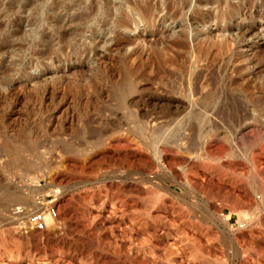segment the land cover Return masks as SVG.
Returning a JSON list of instances; mask_svg holds the SVG:
<instances>
[{
    "label": "rangeland",
    "instance_id": "374dc122",
    "mask_svg": "<svg viewBox=\"0 0 264 264\" xmlns=\"http://www.w3.org/2000/svg\"><path fill=\"white\" fill-rule=\"evenodd\" d=\"M196 1L108 32L102 0H0V264H264V0H202L180 51Z\"/></svg>",
    "mask_w": 264,
    "mask_h": 264
},
{
    "label": "bare ground",
    "instance_id": "6f19581e",
    "mask_svg": "<svg viewBox=\"0 0 264 264\" xmlns=\"http://www.w3.org/2000/svg\"><path fill=\"white\" fill-rule=\"evenodd\" d=\"M38 1V0H37ZM80 2H82V0H79ZM104 3H103V6H104V12H103V21H101L102 22V26H103V28L104 27H106V29L108 30V32H109V30L110 29H115V28H122V29H124V30H129V31H132V30H134L133 29V23L135 22V19L133 18V16L134 15H137L139 18H141V20H147V21H149L150 22V24H149V26H150V28H154L155 26H156V24L158 25V26H164L165 25V23H166V21L167 20H172L173 21V19L177 16V14H179V13H181V12H183L182 10L186 7V0L185 1H182L181 2V4H179V0H163V6H164V8L166 9V13H164V15L163 16H158V12L157 11H155V9L156 10H158L159 11V1H162V0H145V1H143V0H120V4L119 5H116V4H114L111 0H102ZM190 1V0H189ZM211 1V0H210ZM213 2H214V0H212ZM249 1V0H248ZM254 2H256L255 0H253ZM64 2H66V1H64ZM78 2V1H77ZM84 2H86V1H84ZM250 2H252V1H250ZM262 2V1H261ZM42 4H43V1L41 2ZM53 3V2H52ZM70 4H71V1L69 2ZM194 3H196V6H195V4H194V7H196V10L197 11H193V13H191L190 15H189V24H191V27H189V25L188 26H180V33H179V38L176 40V41H172L173 42V44L176 46V47H178V48H184L186 45H185V40H186V38L189 36V32L191 31H195L196 30V28L197 27H195V26H197L198 24H203V23H205V22H207V18L206 17H204V16H202V15H199L198 14V10H199V8L200 7H202L203 6V4H205V2L204 1H202V0H197L196 2H194ZM211 3V2H210ZM209 3V4H210ZM219 3V2H218ZM63 5H64V3H62ZM75 4H77L76 2H75ZM79 4V3H78ZM77 4V5H78ZM82 4V3H81ZM86 4V3H85ZM84 3H83V5H85ZM160 4H161V2H160ZM238 4H241V3H238ZM242 4H244L243 2H242ZM27 5V4H26ZM62 5V6H63ZM92 5V4H91ZM162 5V4H161ZM176 5V6H175ZM208 5V4H207ZM207 5H206V8L208 9V7H207ZM38 6V5H37ZM59 6V2L58 1H54V3H53V5H52V8L53 9H55L56 7H58ZM71 6V5H70ZM76 6V5H75ZM93 7L95 6L94 5V3H93V5H92ZM209 6V5H208ZM211 6V5H210ZM76 7H78V6H76ZM75 7V8H76ZM80 7H81V5H80ZM212 7V6H211ZM241 7H243V5L241 6ZM246 7V6H245ZM250 7H252L251 5H250ZM41 8V7H40ZM52 8L50 9V11L52 10ZM60 8V7H59ZM64 8V7H63ZM163 8V9H164ZM171 8H176V10H174V12L173 13H170L169 12V10L171 9ZM205 8V7H204ZM244 8V7H243ZM65 9V8H64ZM95 9V8H94ZM97 9H98V7H97ZM162 9V10H163ZM195 9V8H194ZM212 9H213V7H212ZM211 9V10H212ZM219 9V8H218ZM57 10V9H56ZM60 10V9H59ZM161 10V9H160ZM193 10V9H192ZM205 10V9H204ZM210 10V11H211ZM58 11V10H57ZM74 11V10H73ZM113 11H115V13H117V15L115 16V19L113 20L112 19V22L110 21L111 19V16H112V14H115ZM189 11V10H188ZM203 11V10H202ZM202 11H201V13H202ZM218 12H219V10H217ZM71 12V8H70V11H69V13ZM94 12V11H93ZM157 12V13H156ZM162 12V11H161ZM205 12H207V11H205ZM217 12V13H218ZM51 13V12H50ZM73 13V12H72ZM159 13H160V11H159ZM184 13V12H183ZM204 13V12H203ZM221 13V12H220ZM58 14V13H57ZM56 14V15H57ZM91 14V13H90ZM182 14V13H181ZM55 15V14H54ZM53 15V16H54ZM68 15H70V14H68ZM118 15L120 16V17H118ZM180 15V14H179ZM204 15H205V13H204ZM217 15V14H216ZM73 16V15H72ZM183 16H185V15H182V17ZM75 17V16H74ZM188 17V16H187ZM50 18V17H49ZM78 18V17H77ZM56 19V18H55ZM211 19V18H210ZM213 19V18H212ZM220 19V18H219ZM223 19V18H222ZM48 20V19H47ZM225 20V19H224ZM50 20H48V22H49ZM56 21V20H55ZM109 21L111 22V23H109ZM215 21V20H214ZM220 21V20H219ZM218 21V22H219ZM51 22V21H50ZM168 22V21H167ZM175 22V21H174ZM180 22V21H179ZM63 23V22H62ZM72 23V22H71ZM209 23V22H208ZM220 23H222L221 21H220ZM135 24V23H134ZM59 25V24H58ZM205 25V24H204ZM203 25V26H204ZM219 25H221V24H219ZM218 25V26H219ZM62 26L63 25H61V28H62ZM199 26H201V25H199ZM55 27V26H54ZM53 27V28H54ZM60 27V26H59ZM135 27V26H134ZM202 27V26H201ZM52 28V27H51ZM100 28V27H99ZM200 28V27H199ZM246 29V28H245ZM227 29H225V31H226ZM105 31V30H104ZM221 31V30H220ZM223 31V30H222ZM224 31V32H225ZM44 32H45V30H44ZM54 32V31H53ZM107 32V33H108ZM197 32H199V30L197 31ZM242 32H245V31H242ZM241 32V33H242ZM62 33V32H61ZM60 33V34H61ZM66 34V33H65ZM69 34V33H68ZM53 35V34H52ZM55 35V34H54ZM107 35V34H106ZM226 35V34H225ZM69 36V35H68ZM51 37V36H50ZM60 37V36H59ZM63 37V36H62ZM65 37V36H64ZM107 37V36H106ZM197 37V36H196ZM199 37V36H198ZM197 37V38H198ZM46 38V37H45ZM69 38V37H68ZM190 38V37H189ZM197 38H195V41H197L198 39ZM202 38V37H201ZM209 38V37H208ZM208 38H207V40H208ZM188 39V38H187ZM47 40V39H46ZM59 40V42L62 40H60V39H58ZM158 40V39H157ZM157 40H155V41H157ZM193 40V39H192ZM48 41V40H47ZM55 41V40H54ZM70 41V40H69ZM73 41V40H72ZM159 42L161 41L160 39L158 40ZM157 41V42H158ZM194 41V42H195ZM208 41H210V38H209V40ZM52 42V41H51ZM101 42V41H100ZM104 41L102 40V43H103ZM112 42V46H118V45H120V43L118 42V40H116L115 41V43H113V41H111ZM122 42V41H121ZM207 42V41H206ZM225 42L226 41H224V44H225ZM47 43V42H46ZM68 43V42H67ZM70 43V42H69ZM105 43V42H104ZM170 43H171V41H170ZM197 43H199V41L197 42ZM209 43H211V41L209 42ZM222 43V42H221ZM220 43V44H221ZM54 44V43H53ZM58 44V43H57ZM101 44V43H100ZM206 44V43H205ZM41 45V44H40ZM47 45V44H46ZM59 45V44H58ZM68 45H70V44H68ZM82 45V44H81ZM80 44H79V47L81 46ZM84 45V44H83ZM83 45H82V47H83ZM158 45V44H157ZM168 45V44H167ZM198 45V44H197ZM214 45V44H213ZM166 46V45H165ZM170 46H172V45H170ZM206 46V45H205ZM204 46V47H205ZM210 46H212L211 44L208 46V47H210ZM221 46V45H220ZM229 46V45H228ZM227 46V47H228ZM66 47V46H65ZM85 47V46H84ZM187 47H188V45H187ZM199 47V46H198ZM212 47H214V46H212ZM44 48V47H43ZM51 48V47H50ZM53 48V47H52ZM67 48H68V46H67ZM159 48V47H158ZM172 48V47H171ZM186 48V47H185ZM184 48V49H185ZM225 48V47H224ZM223 48V49H224ZM41 49V48H40ZM70 49H71V47H70ZM165 49V48H164ZM182 49L180 50V51H182ZM186 49H188V48H186ZM204 49V51H205V48H203ZM203 49H202V51H203ZM212 49H214V48H212ZM42 50V49H41ZM156 50V49H155ZM154 50V51H155ZM167 50H168V48H167ZM207 50V49H206ZM208 50H209V48H208ZM208 50L204 53V51L202 52V53H204V54H206L207 52H208ZM35 51V50H34ZM33 51V52H34ZM39 51V50H38ZM58 51V50H57ZM63 51V50H62ZM61 51V52H62ZM65 51V50H64ZM158 51V50H157ZM156 51V52H157ZM184 51V50H183ZM210 51V50H209ZM54 52H56L55 50L53 51V53ZM201 52H200V55H201ZM212 52V50L210 51V52H208V53H210V54H212L211 53ZM51 53V52H50ZM183 53V52H182ZM33 54H35V53H32V56H33ZM156 54V53H155ZM197 54H199V52H197ZM197 54H195V57L197 58ZM38 55V54H37ZM41 55V54H40ZM51 55V54H50ZM58 55V54H57ZM161 55V54H160ZM199 55V56H200ZM207 55V54H206ZM55 56V55H54ZM198 56V57H199ZM211 56V55H210ZM34 57H36V56H33V58ZM202 57H203V55H202ZM41 58H43V57H41ZM174 58V57H173ZM200 58H201V56H200ZM48 60H49V58H47ZM55 59V58H54ZM159 59H160V57H159ZM162 59V58H161ZM170 59V58H169ZM172 59V58H171ZM171 59H170V61H171ZM165 60H167V59H165ZM164 60V61H165ZM196 60V59H195ZM199 59H197L196 61H198ZM201 60V59H200ZM47 61V60H46ZM159 61V60H158ZM163 61V60H162ZM162 61H161V63H162ZM196 61H194V62H196ZM167 62V61H166ZM194 62L192 63V64H194ZM211 62H213V61H211ZM160 63V62H159ZM158 63V64H159ZM164 63V62H163ZM171 63V62H170ZM168 64V65H171V64ZM173 63V62H172ZM29 64H32V63H29ZM191 64V65H192ZM37 65V64H36ZM173 65V64H172ZM210 65V64H209ZM208 65V66H209ZM215 65V64H214ZM162 66V65H161ZM184 66V65H183ZM28 67V66H27ZM174 67H175V65H174ZM186 67V66H185ZM214 67V66H213ZM182 68V67H181ZM180 68V74L182 73V72H184L183 70H184V68H183V70ZM210 68V67H209ZM160 69V68H159ZM159 69H156V70H159ZM188 69V68H187ZM193 68H191V70H192ZM161 70V69H160ZM181 70H182V72H181ZM185 70H186V68H185ZM158 72V71H157ZM188 72V71H187ZM159 73V72H158ZM158 73H155V74H158ZM169 73V72H168ZM167 73V74H168ZM177 73H178V71H177ZM184 73H186V72H184ZM188 73H192V71L191 72H188ZM192 74H194V73H192ZM209 74H210V72H209ZM170 75V74H169ZM168 75V76H169ZM156 77H157V75H155ZM187 76V75H186ZM188 77V76H187ZM199 77H201V76H199ZM169 78V77H168ZM173 79H174V77H172ZM175 78H177V77H175ZM202 78V77H201ZM156 79V78H155ZM170 80H171V78H169ZM172 79V80H173ZM193 79H194V82H196V83H198V79L199 78H194L193 77ZM209 79H211V78H209ZM171 80V81H172ZM184 80V79H183ZM200 80V79H199ZM208 80V79H207ZM174 81V80H173ZM186 81V80H185ZM185 81H184V83H185ZM203 81V80H202ZM205 81H206V79H205ZM212 81V80H211ZM215 81V80H214ZM187 82V81H186ZM193 82V81H192ZM191 81H190V83H192ZM213 82V81H212ZM209 84L211 83V82H208ZM207 83V84H208ZM170 84V83H169ZM186 84V83H185ZM172 85V84H171ZM177 85V84H176ZM175 85V86H176ZM182 85H183V83H182ZM190 85H192V84H190ZM194 86H197L198 84H193ZM163 86H166V85H163ZM167 86H169V85H167ZM166 86V87H167ZM173 86H174V84H173ZM174 86V87H175ZM184 86V85H183ZM173 87V88H174ZM186 87V86H185ZM208 87V86H207ZM168 88V87H167ZM182 88H184V87H182ZM188 88H189V86H188ZM188 88H187V91H189L188 90ZM170 89V88H169ZM190 89H191V86H190ZM209 89V88H208ZM172 90V89H171ZM180 90V89H179ZM182 90V89H181ZM198 90V89H197ZM201 90H202V87H201ZM214 90H216V89H214ZM173 91V90H172ZM176 91H178L177 89H176ZM198 92V91H197ZM196 92V93H197ZM169 93V92H168ZM167 93V94H168ZM185 93H186V90H185ZM170 94H172V93H170ZM188 93H186V94H183L184 96L183 97H185V98H189V96L187 95ZM169 95V94H168ZM167 95V96H168ZM182 95V94H181ZM187 95V96H186ZM189 95H193V93L192 94H189ZM217 95V94H216ZM166 96V95H165ZM180 96V95H179ZM199 96V95H198ZM169 97V96H168ZM166 98V100H167V97H165ZM190 98H192V97H190ZM215 95L213 94V92L210 90V92H208L207 94H205V95H202L201 97H199V104L198 105H200V107L201 108H203V110L204 111H207V108L209 107L210 108V103H213L214 104V101H215ZM218 98V97H217ZM216 98V99H217ZM183 99V98H182ZM194 100V99H193ZM218 100V99H217ZM158 101V100H157ZM198 101V100H197ZM163 102V101H162ZM179 103H181V101L179 102ZM195 103H196V101H195ZM218 103V102H217ZM161 104V103H160ZM159 104V105H160ZM169 104V103H168ZM193 104V103H192ZM210 104V105H209ZM156 105H158L157 103H156ZM165 105V104H164ZM166 105H167V102H166ZM171 105V104H170ZM195 105V104H194ZM193 105V106H194ZM197 105V106H198ZM155 106V105H154ZM163 106V105H162ZM173 106H174V104H173ZM176 106V105H175ZM159 107V106H158ZM172 107V106H171ZM182 107H184L183 105H182ZM186 107V106H185ZM191 107V106H190ZM196 107V106H195ZM156 108V107H155ZM163 108V107H162ZM168 108V107H167ZM171 109V108H170ZM198 109V108H197ZM212 109H215V107L214 108H212ZM165 110H167V109H165ZM174 110H176V107H175V109ZM200 110V109H199ZM180 112H181V110H180ZM131 113V112H130ZM171 113V112H170ZM173 113V112H172ZM174 113H176V111L174 112ZM154 114H155V112H154ZM179 114V113H178ZM138 115H140V114H138ZM155 115H157V114H155ZM174 116V115H173ZM180 116V115H179ZM138 117V116H137ZM144 116H142V118H143ZM146 117H148L149 119H150V121H157L158 119H160V118H164V119H166V116H162V117H159L158 115L157 116H154V117H152V116H146ZM169 117V119L172 117V115L171 116H168ZM177 118H178V116H176ZM189 117V116H188ZM147 118V119H148ZM176 118V119H177ZM191 119H193L196 123H195V125L197 126H200L201 124H207L208 123V121H207V119H205L206 117L202 114V113H200V112H194V111H192L191 112V117H190ZM128 119V118H127ZM183 119V118H182ZM141 119H136L135 117L133 118V120L131 121V119L129 120L128 119V122L130 123V124H132V127L130 128V131L132 132V133H134V134H138V132H139V130H143V121L141 122L140 121ZM143 120H145V119H143ZM171 120V119H170ZM178 120V119H177ZM127 121V120H126ZM179 121V120H178ZM186 121V120H185ZM128 123V124H129ZM170 123V122H169ZM172 123V122H171ZM179 124L178 125H187V121H186V123H181L180 121L178 122ZM174 124V123H173ZM177 124V123H176ZM194 125V124H193ZM192 125V127L191 128H196L195 126H193ZM169 126H170V124H169ZM189 127V126H188ZM156 132L157 133H159L160 134V136H161V138H165L166 137V134H165V131L164 130H162V129H159V128H157V130H156ZM155 132V133H156ZM96 133V132H95ZM94 134V133H93ZM97 134H99V132L97 133ZM96 134V135H97ZM98 136V135H97Z\"/></svg>",
    "mask_w": 264,
    "mask_h": 264
},
{
    "label": "built area",
    "instance_id": "2783aa9c",
    "mask_svg": "<svg viewBox=\"0 0 264 264\" xmlns=\"http://www.w3.org/2000/svg\"><path fill=\"white\" fill-rule=\"evenodd\" d=\"M56 217V209L51 205H45L44 209L37 213H33L28 220V225L34 231H44L47 226V218L53 219Z\"/></svg>",
    "mask_w": 264,
    "mask_h": 264
}]
</instances>
